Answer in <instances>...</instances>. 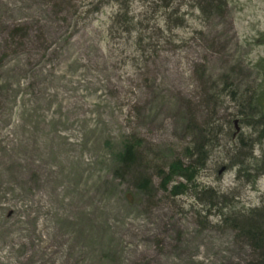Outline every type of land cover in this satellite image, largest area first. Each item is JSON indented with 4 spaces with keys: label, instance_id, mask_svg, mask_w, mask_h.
Segmentation results:
<instances>
[{
    "label": "rangeland",
    "instance_id": "374dc122",
    "mask_svg": "<svg viewBox=\"0 0 264 264\" xmlns=\"http://www.w3.org/2000/svg\"><path fill=\"white\" fill-rule=\"evenodd\" d=\"M119 2L0 0V264H264V0Z\"/></svg>",
    "mask_w": 264,
    "mask_h": 264
},
{
    "label": "trees",
    "instance_id": "16d2710c",
    "mask_svg": "<svg viewBox=\"0 0 264 264\" xmlns=\"http://www.w3.org/2000/svg\"><path fill=\"white\" fill-rule=\"evenodd\" d=\"M121 2V9L123 12V15H125L127 17V13H128V7H129V0H119ZM144 3L151 5L155 9L157 8V10H160L159 7H170L173 6V9H175L176 11H178V9L180 8L181 2H179L180 0H141ZM213 2V0H210V4ZM120 10V7H119ZM116 16H120L119 12H117ZM183 18L182 17H177L175 18V20H170L171 23H169V20H166L164 22V25L166 26V28L171 31V27L175 28L176 25H183ZM132 20V19H131ZM130 22V23H128ZM138 22L135 21H130V20H126L125 23V28L127 30L132 29V31L134 29H137L138 27ZM141 25V24H140ZM131 27V28H130ZM143 29L148 30V24L146 25H142ZM162 27L160 25H156L154 29H156V32L159 33V31H161ZM147 31H137V34L139 36V39L137 41V43L139 44V49H141L143 52L146 50L145 46L143 45V42L145 40V37L143 36ZM147 38H149V36H147ZM231 87V86H230ZM233 95V93H232ZM251 102H254V100H252ZM253 105V109L252 112H257V106L254 104H250L249 107L251 108V106ZM251 112V113H252ZM252 113V114H253ZM250 113H246L245 111H242V114H240L239 116L241 117L243 123L245 125L249 124L251 125V127H253L252 129H256L255 125L258 127H262L263 129L261 130L260 133H263L264 131V119H258L255 120L254 122L250 121V120H245L244 116H248ZM260 114V113H258ZM241 121V120H240ZM262 136V134H260V137H258V139H260ZM253 141V140H252ZM260 141V140H259ZM254 147V146H253ZM194 154H196V157L193 160V165H183V163L180 160H177V162H175L174 164H171L170 166V170H169V175L168 178H166L164 180V183L166 184L167 182H169L171 179L170 177L172 175H170V173H174L173 175L176 177H180L183 180L185 179L186 181H193L194 178L197 175V169L199 167L202 166V162L203 160L206 158L207 156V151L205 150L204 147H196L195 153H192L191 156H193ZM118 158H119V162L120 164L124 167V168H128V166L132 165L135 161L136 158V144L134 142H127L124 145V148L122 149V151L118 154ZM264 164V162H262V165ZM201 165V166H200ZM264 173V169H259ZM163 180V179H162ZM139 186L142 188H146L147 184H148V180L146 178H141L139 180ZM186 185L184 183H177V184H173L170 192L172 193V195H178L181 194L184 190H186ZM254 215V217L252 218H248L250 216ZM250 216H245V215H237V218H233L232 219V225H234L236 227L237 224L236 221H239V219H242V224H244V226L242 225H238V227L240 228V231L243 232L244 234H246L247 236L256 239V241L258 242V244H264V201L263 204L252 210Z\"/></svg>",
    "mask_w": 264,
    "mask_h": 264
},
{
    "label": "bare ground",
    "instance_id": "6f19581e",
    "mask_svg": "<svg viewBox=\"0 0 264 264\" xmlns=\"http://www.w3.org/2000/svg\"><path fill=\"white\" fill-rule=\"evenodd\" d=\"M5 182H11L10 180L8 179H4ZM29 220H30V217H29Z\"/></svg>",
    "mask_w": 264,
    "mask_h": 264
}]
</instances>
